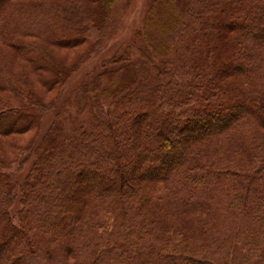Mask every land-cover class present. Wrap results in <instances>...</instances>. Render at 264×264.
I'll use <instances>...</instances> for the list:
<instances>
[{"label": "trees", "instance_id": "trees-1", "mask_svg": "<svg viewBox=\"0 0 264 264\" xmlns=\"http://www.w3.org/2000/svg\"><path fill=\"white\" fill-rule=\"evenodd\" d=\"M116 1L52 0L39 14L12 10L0 33L9 41L20 32L83 39L114 21ZM56 18L68 24L51 29ZM144 23L171 68L152 51L132 79L112 71L94 80L99 88L106 77L112 87L90 93L91 121L67 131L57 125L36 152L20 226L8 211L12 178L0 172V264H221L178 251L184 230L197 231L179 209L199 208L224 217L221 246L233 245L235 264H264V0H154ZM240 57L243 82L226 80L223 71ZM4 114L16 130L32 122L16 108ZM213 118L217 126L204 130ZM170 134L180 151L163 142ZM235 143L243 158L233 156ZM80 178L91 188L77 203L68 193L78 191Z\"/></svg>", "mask_w": 264, "mask_h": 264}, {"label": "rangeland", "instance_id": "rangeland-1", "mask_svg": "<svg viewBox=\"0 0 264 264\" xmlns=\"http://www.w3.org/2000/svg\"><path fill=\"white\" fill-rule=\"evenodd\" d=\"M51 1L4 0L0 8V25L4 24L6 14L12 10L17 14L20 13V9H36L37 12H35L39 14L43 11L42 6H49ZM153 1L117 0L112 10L114 21L109 23L101 34H93L83 39L77 35L59 38L55 37L54 33L47 34V38H44L31 32H20L15 35L16 41H9L0 33V109L9 111L10 108H16L32 116L30 126L18 130L8 126L7 114L0 117V172L12 178V199L8 211L15 226L21 225V211L26 206L24 195L25 183L28 180L26 178L35 166L36 152L44 145L46 137L50 136L49 134L53 133L57 125L61 123L67 131L91 121L95 105L90 101L96 98L91 94L98 95L102 93L101 89L112 87L106 77L98 85L99 88L93 86L98 76L101 78L108 76L112 71H119L124 78L130 80L134 74L132 70L146 64L147 55L153 56L152 51L155 49L147 39L144 23ZM29 19L34 20V17L31 16ZM241 19L243 18L239 21ZM55 20L51 29H55V24L58 23L62 26L68 24H63L58 18ZM236 23L237 20L232 24ZM150 31L155 34L156 28L152 26ZM18 42L30 43L32 48H21ZM155 53L160 62L170 69L169 54L156 51ZM38 57L41 59L39 62L35 61L39 59ZM244 64V59L240 57L231 67V70L235 71L232 77H226L231 71L227 69L223 71L224 78L228 81L237 79L243 82ZM58 70H60V76L52 84L47 83V78L56 71L59 72ZM17 88L25 89L26 93L22 96L17 95ZM98 97L99 103L105 105L106 95ZM203 98L209 100L210 96L204 95ZM151 113L147 112L145 117ZM215 120L211 119L209 126L203 129L216 127ZM168 137L169 141H163L165 145L175 142L176 150L180 151L178 146L182 147L181 141L173 134ZM235 146L233 156L243 158L245 151L236 143ZM227 150L225 152H228ZM78 181V191L68 194L70 198L80 203L85 201L91 187L89 186V189L84 187L85 181L82 178ZM179 211L180 219L186 223L194 222L193 224L197 225V231L196 234L191 232L190 234L189 231L187 233V230H184L185 239L176 244L178 251H192L199 256H207L215 262L217 260L221 264H235L237 251L235 252L233 245L221 246V233H223L221 230L224 227V231H227V228L223 226L224 217L218 218L213 215V211L211 213L205 208L204 210L201 208L179 209ZM240 219H238L237 228L240 226L239 223L242 220ZM246 224H249L247 219L241 225L242 232L244 229L246 231ZM26 255L21 256L27 260L29 256L26 257Z\"/></svg>", "mask_w": 264, "mask_h": 264}]
</instances>
